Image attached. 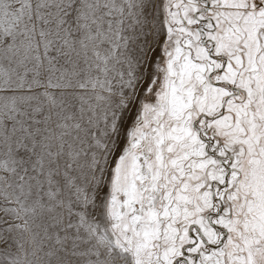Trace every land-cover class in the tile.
<instances>
[{
  "label": "snow or ice",
  "instance_id": "obj_1",
  "mask_svg": "<svg viewBox=\"0 0 264 264\" xmlns=\"http://www.w3.org/2000/svg\"><path fill=\"white\" fill-rule=\"evenodd\" d=\"M0 264H264V0H0Z\"/></svg>",
  "mask_w": 264,
  "mask_h": 264
}]
</instances>
